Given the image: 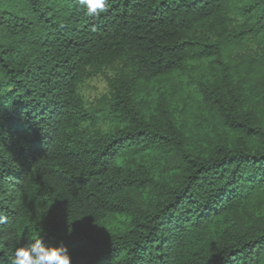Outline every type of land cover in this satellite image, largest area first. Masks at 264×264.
I'll use <instances>...</instances> for the list:
<instances>
[{
  "label": "trees",
  "instance_id": "16d2710c",
  "mask_svg": "<svg viewBox=\"0 0 264 264\" xmlns=\"http://www.w3.org/2000/svg\"><path fill=\"white\" fill-rule=\"evenodd\" d=\"M0 221V264H264V0H0Z\"/></svg>",
  "mask_w": 264,
  "mask_h": 264
},
{
  "label": "clouds",
  "instance_id": "9594fccd",
  "mask_svg": "<svg viewBox=\"0 0 264 264\" xmlns=\"http://www.w3.org/2000/svg\"><path fill=\"white\" fill-rule=\"evenodd\" d=\"M80 3L86 7L89 16H99L107 11L108 0H80ZM82 71L75 91L83 107L90 109L110 95L111 82L120 75V65L119 62L99 67L86 64ZM31 241L15 247L12 264H71V254L63 244H45L41 236L33 237Z\"/></svg>",
  "mask_w": 264,
  "mask_h": 264
}]
</instances>
